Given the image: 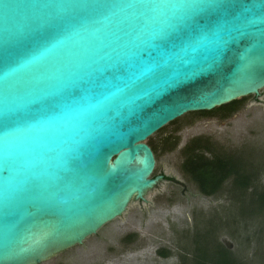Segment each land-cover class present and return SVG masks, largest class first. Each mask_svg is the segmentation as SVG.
<instances>
[{"label": "water", "instance_id": "1", "mask_svg": "<svg viewBox=\"0 0 264 264\" xmlns=\"http://www.w3.org/2000/svg\"><path fill=\"white\" fill-rule=\"evenodd\" d=\"M262 89L264 0H0V264L81 245L162 180L149 137Z\"/></svg>", "mask_w": 264, "mask_h": 264}, {"label": "rangeland", "instance_id": "2", "mask_svg": "<svg viewBox=\"0 0 264 264\" xmlns=\"http://www.w3.org/2000/svg\"><path fill=\"white\" fill-rule=\"evenodd\" d=\"M247 96L242 108L228 119L190 115L166 125L147 141L155 144L169 133L179 137L171 153L158 152L153 176L163 171L186 185L160 182L145 195V201H131L126 211L104 225L96 234L41 264H183L189 258L195 235L210 232L215 242L225 245L245 264H264V209H252L248 190L239 195L230 182L212 197L196 191V186L180 172V150L196 137H207L216 152L240 159L255 177V187L264 191V89L258 97ZM172 191V193H169ZM133 235L127 241L125 238ZM170 257L162 258L158 249ZM184 264H190L188 260Z\"/></svg>", "mask_w": 264, "mask_h": 264}, {"label": "trees", "instance_id": "3", "mask_svg": "<svg viewBox=\"0 0 264 264\" xmlns=\"http://www.w3.org/2000/svg\"><path fill=\"white\" fill-rule=\"evenodd\" d=\"M246 99L247 97H243L211 111L190 112L189 114L213 116L225 120L239 111ZM176 122L174 120L167 125H173ZM147 144L156 156L161 151L175 150L179 144V137L169 133L161 137L156 144L151 140L147 141ZM199 147H203L210 155L206 156L203 153L186 155V151L192 148L199 149ZM183 152L185 154L181 171L189 177L201 195L205 197L216 196L221 192L223 186L230 182L234 189L240 193L239 195H244L248 190H252L250 192L251 198L248 200L252 209L255 208L257 211L264 209V191L256 190L255 177L245 170L240 159L216 152L214 145L205 137L191 139ZM210 235L208 230L203 235H195L194 248H192L191 253H188V259H186V255L180 256L181 263L184 264L188 260L190 264H245L236 258L225 245L215 242V236L209 238ZM132 237L133 235H128L125 240L129 241ZM157 254L162 258L170 257V252L164 248L158 249Z\"/></svg>", "mask_w": 264, "mask_h": 264}, {"label": "flooded vegetation", "instance_id": "4", "mask_svg": "<svg viewBox=\"0 0 264 264\" xmlns=\"http://www.w3.org/2000/svg\"><path fill=\"white\" fill-rule=\"evenodd\" d=\"M175 134H177V133H174V135ZM166 136V135H165ZM176 136V135H175ZM205 138H207V137H205ZM189 142V141H188ZM188 142H186L185 144H184V146L181 148V150H180V156H181V159H182V161H181V165H182V162H183V160H184V152H183V150H184V148H185V146H186V144L188 143ZM193 149V148H192ZM191 149V150H192ZM176 150V149H175ZM175 150H171V151H166V153H171V152H173V151H175ZM191 150H189V151H186V155H190V154H192V153H194V154H201V153H203L204 155H206V156H209L210 155V153L209 152H207L205 149H203V147H199V149H193L192 151ZM180 172L185 176V177H187L182 171H181V166H180ZM159 175H162L163 176V178H162V180L160 181V182H172V183H178L177 185L178 186H180L182 189L180 190V192H187V191H189L188 189H187V186L186 185H182V182L181 181H179V180H176L175 179V177L174 176H169V175H166L165 173H163V171H160L159 173H157L156 175H154V176H159ZM188 179H189V177H187ZM190 180V179H189ZM191 181V180H190ZM223 189V188H222ZM196 191L197 192H199L198 191V189L196 188ZM222 191V190H221ZM169 193H172V191H169Z\"/></svg>", "mask_w": 264, "mask_h": 264}]
</instances>
